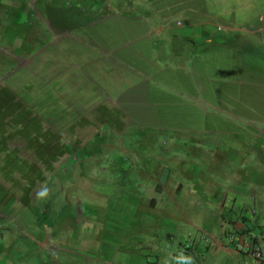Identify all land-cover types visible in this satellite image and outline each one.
<instances>
[{
	"label": "rangeland",
	"instance_id": "1",
	"mask_svg": "<svg viewBox=\"0 0 264 264\" xmlns=\"http://www.w3.org/2000/svg\"><path fill=\"white\" fill-rule=\"evenodd\" d=\"M90 2L0 0V264H163L188 246L196 264H253L207 256L218 221L210 189L183 172L188 136L203 146L202 111L176 100L193 78L177 69L183 46L92 25Z\"/></svg>",
	"mask_w": 264,
	"mask_h": 264
},
{
	"label": "crops",
	"instance_id": "2",
	"mask_svg": "<svg viewBox=\"0 0 264 264\" xmlns=\"http://www.w3.org/2000/svg\"><path fill=\"white\" fill-rule=\"evenodd\" d=\"M90 6L102 15L92 25L136 30L145 39L164 40L171 35L183 46L175 54L177 69L190 77L189 70L193 78L191 84L175 87L176 100L193 114L202 111L203 132L200 147L195 136H188L190 143L184 145L188 164L183 172L205 182L210 189L206 211L218 221L211 235L218 241L207 256L222 252L235 261H250L249 244L260 250L258 239L264 240V0H91ZM137 11L154 15L149 19L137 16ZM137 39L132 37L130 42ZM178 124L177 130L196 131V125ZM174 166L179 167V162ZM157 184L160 189H145L152 208L163 187ZM181 186L177 182L175 189ZM247 199L254 205L238 207ZM241 208L253 213L240 216ZM252 225L257 228L251 232ZM233 233L242 250L229 243L227 237ZM186 251L191 253L192 248ZM261 259H253V264H264V255ZM146 262L157 264L156 259Z\"/></svg>",
	"mask_w": 264,
	"mask_h": 264
},
{
	"label": "clouds",
	"instance_id": "3",
	"mask_svg": "<svg viewBox=\"0 0 264 264\" xmlns=\"http://www.w3.org/2000/svg\"><path fill=\"white\" fill-rule=\"evenodd\" d=\"M51 190L47 184H42L39 190L36 192V198L38 200H46L50 195ZM177 254L172 255L171 252L168 253L167 257L164 259L163 264H196V259L193 255L186 253L183 250H176Z\"/></svg>",
	"mask_w": 264,
	"mask_h": 264
},
{
	"label": "built area",
	"instance_id": "4",
	"mask_svg": "<svg viewBox=\"0 0 264 264\" xmlns=\"http://www.w3.org/2000/svg\"><path fill=\"white\" fill-rule=\"evenodd\" d=\"M252 213H253V210L252 209H248V208H241L239 210V215L240 216H246V215H249V214H252ZM227 239H228L229 243H231L232 246L235 247V249L242 250V247L239 245L238 240L235 238L234 233L233 234H229ZM248 250H249L250 256L256 262H260L262 260L261 259V255L262 254H261L259 248L256 245H254L253 243H250L249 247H248Z\"/></svg>",
	"mask_w": 264,
	"mask_h": 264
}]
</instances>
